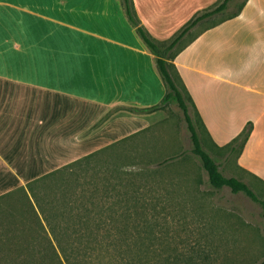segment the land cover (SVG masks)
<instances>
[{
	"label": "crops",
	"instance_id": "1",
	"mask_svg": "<svg viewBox=\"0 0 264 264\" xmlns=\"http://www.w3.org/2000/svg\"><path fill=\"white\" fill-rule=\"evenodd\" d=\"M214 1L133 5L164 41L196 5ZM173 63L208 142L222 148L251 128L236 163L264 181V0H248L237 17L203 31ZM164 95L155 58L119 0H0V182H8L0 195L81 158L84 146L93 149L83 156L145 129L146 119L122 116L105 139L80 137L104 112L153 107Z\"/></svg>",
	"mask_w": 264,
	"mask_h": 264
},
{
	"label": "trees",
	"instance_id": "2",
	"mask_svg": "<svg viewBox=\"0 0 264 264\" xmlns=\"http://www.w3.org/2000/svg\"><path fill=\"white\" fill-rule=\"evenodd\" d=\"M119 1L130 25L155 58L165 95L153 107L135 104L114 107L107 112L110 116L106 119L143 117L166 105L176 104L183 112L190 133L192 153L206 171L209 185L217 190L228 188L232 193H242L264 211V199H260L245 182L224 176L216 160L204 148L199 129L205 136L207 130L197 111L195 119L190 115L189 107L195 106L173 63L174 58L203 31L237 17L248 0H243L234 13L206 27L189 42L184 39L193 28L227 10L233 0H219L201 13L197 12L164 41L155 39L142 24L133 0ZM250 131L248 128L229 145L218 148L232 152L239 142L241 151ZM128 137L29 181L25 187L0 195V202L4 203L0 204V264H142L138 241L144 234L143 229L150 226L153 213L147 212L150 198L140 187L141 177H145L141 175V166H144L145 174H157V168L181 155L171 156L161 163L150 159L147 165L132 164L139 168L137 172L123 170L111 160L115 156L114 150ZM14 192L24 194L26 201L21 209L13 204ZM4 205H8V209L3 208ZM129 239L134 240L133 243H129ZM130 248L132 250L128 251ZM128 252L131 256H127Z\"/></svg>",
	"mask_w": 264,
	"mask_h": 264
},
{
	"label": "rangeland",
	"instance_id": "3",
	"mask_svg": "<svg viewBox=\"0 0 264 264\" xmlns=\"http://www.w3.org/2000/svg\"><path fill=\"white\" fill-rule=\"evenodd\" d=\"M218 2L215 0L208 6L196 5L194 14ZM242 2L233 0L227 10L193 28L184 41L189 42L206 27L234 13ZM189 111L195 119L191 106ZM107 115L104 112L91 128L80 134L83 142L96 135L98 140L105 139L104 131L114 120L106 119L110 116ZM139 118L147 120V127L126 138L114 150L111 161L123 170L137 172L139 168L132 164L147 165L150 159L161 163L171 156L181 155L157 168V174H145V168L141 166V175L145 177H141L140 187L150 198L146 210L153 213L150 226L143 229L144 234L138 241L142 264H264L262 207L242 193H232L228 188L217 190L209 185L206 171L192 153L190 133L181 109L176 104H169L152 115ZM199 131L204 148L216 160L223 175L245 182L260 199H264V182L243 171L236 163L239 142L232 152L219 149L207 141L201 129ZM111 135L112 139L113 135L116 137V134ZM88 147L81 149L82 157L85 150L93 149ZM81 151L77 152L81 154ZM69 152L67 149L66 158ZM48 167L44 165L43 170ZM7 183L0 182V189ZM15 193L13 204L21 209L26 201L24 194ZM133 241L128 240L129 243ZM130 253L127 256H131Z\"/></svg>",
	"mask_w": 264,
	"mask_h": 264
}]
</instances>
